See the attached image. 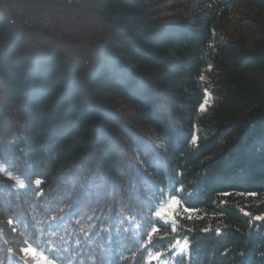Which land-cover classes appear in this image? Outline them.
I'll return each instance as SVG.
<instances>
[{
    "label": "trees",
    "instance_id": "trees-1",
    "mask_svg": "<svg viewBox=\"0 0 264 264\" xmlns=\"http://www.w3.org/2000/svg\"><path fill=\"white\" fill-rule=\"evenodd\" d=\"M92 1V66L0 13V264H264V0Z\"/></svg>",
    "mask_w": 264,
    "mask_h": 264
},
{
    "label": "rangeland",
    "instance_id": "rangeland-1",
    "mask_svg": "<svg viewBox=\"0 0 264 264\" xmlns=\"http://www.w3.org/2000/svg\"><path fill=\"white\" fill-rule=\"evenodd\" d=\"M81 1V5L72 6L67 4V0H44L43 10L54 20L61 22L63 36L65 37L67 44L74 50L71 55L67 54V52L63 50L66 55V59L71 60L80 55L87 60L86 63L89 66H92L95 62L94 58H96L92 53V48L96 47V45L98 46V44L100 45L101 41L107 40L110 33V27L91 11L94 7L92 0ZM0 4H2V0H0ZM30 12L32 11L28 10V13ZM0 13L7 17L9 23L18 32L17 28L13 25V18L6 15L1 6ZM31 14L32 17H35V14ZM83 27L87 29H84ZM18 33L24 37L23 32ZM26 41L31 42L28 40ZM43 45L50 46V44ZM18 127V120L15 118L14 122L10 124V128L17 130ZM2 174V171H0L1 179L6 178V176H3ZM8 179L13 178L9 177ZM33 264H42V262L37 259H33Z\"/></svg>",
    "mask_w": 264,
    "mask_h": 264
},
{
    "label": "built area",
    "instance_id": "built-area-1",
    "mask_svg": "<svg viewBox=\"0 0 264 264\" xmlns=\"http://www.w3.org/2000/svg\"><path fill=\"white\" fill-rule=\"evenodd\" d=\"M43 3L44 0H2L0 6L11 12L13 25L18 32H28L34 42L60 47L71 55L74 50L63 36L61 22L44 12ZM81 3V0H67V4L72 6H79ZM28 10L32 12L28 13Z\"/></svg>",
    "mask_w": 264,
    "mask_h": 264
},
{
    "label": "snow or ice",
    "instance_id": "snow-or-ice-1",
    "mask_svg": "<svg viewBox=\"0 0 264 264\" xmlns=\"http://www.w3.org/2000/svg\"><path fill=\"white\" fill-rule=\"evenodd\" d=\"M203 107V105H202ZM40 182L37 181V184ZM250 195H255V193H252ZM181 208V201L178 199V197L174 194H170L167 198L166 203H164L161 207L156 208V210L153 212V215L158 218L161 221L164 222H175V218L177 214L180 212ZM183 211L186 213H192L195 212V209L189 208L187 206L183 207ZM190 218V217H189ZM255 219H264V217H255ZM176 229L173 228V231ZM159 229L157 227H153L151 231L147 234L149 237L157 233ZM29 243L28 247L22 248L21 251L25 254V256H29L32 259H37L42 262V264H53V259L49 258V255L46 253L49 251L48 249L41 250L38 246H34ZM179 241H176V244H179ZM184 247H187V242H185ZM54 251V246L52 249ZM163 253L157 252L155 255L150 257L149 264H151V260H157Z\"/></svg>",
    "mask_w": 264,
    "mask_h": 264
},
{
    "label": "bare ground",
    "instance_id": "bare-ground-1",
    "mask_svg": "<svg viewBox=\"0 0 264 264\" xmlns=\"http://www.w3.org/2000/svg\"><path fill=\"white\" fill-rule=\"evenodd\" d=\"M1 8H2V7H1ZM2 10L6 13V15L10 16L11 18H13V17H12V14H11L10 11H6L5 8H2ZM23 35H24L25 39L28 40V41H32V40H34L33 38H30L28 32H23Z\"/></svg>",
    "mask_w": 264,
    "mask_h": 264
},
{
    "label": "crops",
    "instance_id": "crops-1",
    "mask_svg": "<svg viewBox=\"0 0 264 264\" xmlns=\"http://www.w3.org/2000/svg\"><path fill=\"white\" fill-rule=\"evenodd\" d=\"M73 11V10H72ZM72 11H70V12H72ZM81 19V18H80ZM84 29H87V28H85V27H83ZM93 50H92V53L95 55L94 57H96L97 56V54L99 53V51H100V45L98 44V46L96 45V47H93L92 48ZM94 59H96V58H94Z\"/></svg>",
    "mask_w": 264,
    "mask_h": 264
}]
</instances>
